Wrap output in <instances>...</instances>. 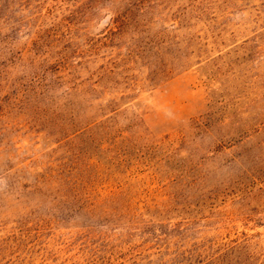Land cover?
Segmentation results:
<instances>
[{
    "label": "rangeland",
    "instance_id": "1",
    "mask_svg": "<svg viewBox=\"0 0 264 264\" xmlns=\"http://www.w3.org/2000/svg\"><path fill=\"white\" fill-rule=\"evenodd\" d=\"M0 264H264V0H0Z\"/></svg>",
    "mask_w": 264,
    "mask_h": 264
}]
</instances>
